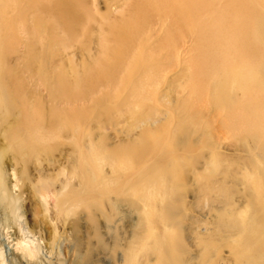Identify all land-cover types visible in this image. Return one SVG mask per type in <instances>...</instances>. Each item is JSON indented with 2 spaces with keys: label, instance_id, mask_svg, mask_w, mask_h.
I'll return each instance as SVG.
<instances>
[{
  "label": "bare ground",
  "instance_id": "obj_1",
  "mask_svg": "<svg viewBox=\"0 0 264 264\" xmlns=\"http://www.w3.org/2000/svg\"><path fill=\"white\" fill-rule=\"evenodd\" d=\"M79 207L76 264H264V0H0V264Z\"/></svg>",
  "mask_w": 264,
  "mask_h": 264
},
{
  "label": "rangeland",
  "instance_id": "obj_2",
  "mask_svg": "<svg viewBox=\"0 0 264 264\" xmlns=\"http://www.w3.org/2000/svg\"><path fill=\"white\" fill-rule=\"evenodd\" d=\"M99 6H100V11L101 12H104L105 11V8L102 6V3L100 2L99 3ZM86 38V37H85ZM188 41V40H187ZM87 43H89V46H90V48H91V50L93 51V49L95 48V46H96V44H95V42L94 41H86ZM189 43V42H188ZM77 53H78V55H76V56H80V52L79 51H76ZM81 52H84V51H81ZM75 56V57H76ZM24 74H26L27 76H28V74L27 73H24ZM40 85V84H39ZM41 87V88H40ZM37 88L38 89H36L37 91L36 92H39V91H41L42 92V95L43 94H46V96H47V94H48V92H47V89L43 86V85H40V86H38L37 85ZM99 91V92H98ZM107 91H110V89L108 88V86L105 88V86H103V87H97V89L95 90V91H93V92H91L90 93V95H88V96H86V97H79L78 98V100H83L82 102L81 101H79V102H81V104H83V105H88V104H94L95 102H97V99H95L96 97H98V96H100V95H104L105 93H102V92H107ZM97 92V93H96ZM108 93V92H107ZM109 93H111V92H109ZM109 98V97H108ZM88 99V100H87ZM107 99V98H106ZM113 98H110V100H107L105 103H106V105L107 104H115V102H114V99L112 100ZM87 100V101H86ZM90 101V102H89ZM105 105V104H104ZM105 105V106H106ZM115 114H117V111H115L114 112ZM225 149H227V150H233L234 149V147L233 146H230V145H228ZM30 195V194H29ZM33 195V192H31V196ZM80 208L81 207H79V208H77V212L76 213H74V216H73V214H71V216H70V218H69V220H68V222L66 223V228L65 229H67L66 231L68 232V233H70L71 232V234L69 235V238L71 239V242H72V246L73 247H75V250L73 251V253H72V251H71V255L70 256H68V254H67V261H68V264H76L77 263V258H74V257H76L77 256V253H79V252H84L85 251V247H86V240H85V238H83V231H85V229H86V226L88 227L89 226V224L85 221V219H84V215H82L83 213H82V211H80ZM80 212H81V215H80ZM73 216V217H72ZM72 217V218H71ZM32 216L31 217H29L28 218V222H29V224H30V226L35 230L36 228H37V224H34L33 223V221H32ZM72 222V223H71ZM72 224V225H70V224ZM81 223V224H80ZM68 225V226H67ZM42 227L43 228V230H44V228L47 230L48 228H50V225L49 224H46L45 222L43 223V225H39V227ZM45 226H47V227H45ZM104 228V227H103ZM102 228V229H103ZM70 231H69V230ZM45 240H47V241H49L50 239H49V237L47 236V237H45ZM68 242V241H67ZM82 244V245H81ZM82 248V249H81ZM74 249V248H73ZM80 249V250H79ZM81 250H83V251H81ZM76 251V252H75ZM118 252V251H117ZM116 252V253H117ZM64 253V252H63ZM74 253H75V256H74ZM118 255H117V257L119 258L120 257V252H118L117 253ZM64 256H65V254H63ZM99 257H98V260L95 262V264H112L111 263V258L109 257L108 258V260H105L106 258H104V255H103V253H100L99 255H98ZM115 256H116V254H115ZM74 258V259H73Z\"/></svg>",
  "mask_w": 264,
  "mask_h": 264
}]
</instances>
